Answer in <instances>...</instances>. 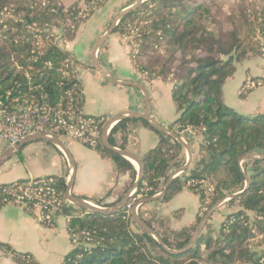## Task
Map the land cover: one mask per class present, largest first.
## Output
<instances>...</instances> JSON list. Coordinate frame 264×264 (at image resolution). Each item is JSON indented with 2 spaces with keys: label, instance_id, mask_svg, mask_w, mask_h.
Here are the masks:
<instances>
[{
  "label": "trees",
  "instance_id": "16d2710c",
  "mask_svg": "<svg viewBox=\"0 0 264 264\" xmlns=\"http://www.w3.org/2000/svg\"><path fill=\"white\" fill-rule=\"evenodd\" d=\"M94 1L86 0V4ZM99 1L100 11L110 0ZM232 1L227 8L224 0H147L114 30L126 39L134 65L146 80L160 78L173 84L172 98L179 116L169 129L182 127L202 136L195 167L173 178L161 198V202H169L183 189L197 194L200 209L195 222L174 229L170 217L145 215L146 204L141 205L139 215L160 236L162 244L127 212L128 204L165 189L172 170L184 166V145L143 118L122 120L109 134L113 147L127 149L125 143L117 141V134L123 133L126 141L141 126L157 133L158 144L142 157L144 176L136 194L120 211L103 214L74 204L62 206L59 216L68 218L74 241L63 264H262L264 159L239 160L253 152L264 155V113L249 117L237 112L226 103L224 86L235 75L238 63L264 55V0ZM66 8L63 0H0V97L5 99L9 92L10 99L34 95L40 103L57 105L61 99L67 101L63 96L73 88L75 103L83 109L81 79L63 73L65 61L74 55L62 48L59 39L73 40L88 18L83 21L79 17L80 2L69 6L68 11ZM245 95L242 92L240 97ZM94 149L115 163L118 174L129 175V186L135 183L137 171L130 160L108 148L102 137ZM245 175L251 181L247 189ZM191 178H213L214 193L207 194L200 185L188 186ZM36 179L50 181L63 193V200L66 198L64 176ZM28 183V178H22L0 184V200L7 197L8 190ZM235 193L239 194L228 205L236 209L228 212L219 226L213 223L214 213L195 244L179 252L188 245L207 212ZM4 206L1 204L0 209ZM182 213L180 209L172 216L179 218ZM0 248L19 264H38L31 254L15 251L6 243L0 242Z\"/></svg>",
  "mask_w": 264,
  "mask_h": 264
},
{
  "label": "crops",
  "instance_id": "0c3cea01",
  "mask_svg": "<svg viewBox=\"0 0 264 264\" xmlns=\"http://www.w3.org/2000/svg\"><path fill=\"white\" fill-rule=\"evenodd\" d=\"M109 23L110 20L104 9L100 10L79 26L73 40L63 43V48L71 52L80 65L79 78L83 85L84 95L83 111L90 115L106 116L110 119L123 113H145L149 106L151 118L169 129V125L179 116L172 98L173 84L160 78L146 80L144 75L135 67L131 57V47L120 33L114 32L109 36L98 50L97 60L117 81H131L142 85L147 90L150 104H148L142 89L116 83L95 66V47L99 39L108 30ZM251 59L238 63L240 66L247 62L244 70L246 74L248 73V61ZM259 59H264V57ZM255 69L258 68L255 67ZM238 70L239 67H237L235 75L224 86L226 103L237 112L249 117L263 114L264 94L256 95V92L264 90V84L252 89L247 94L245 93L243 98L231 97L230 88L236 87L238 84L234 83ZM257 76L264 77L262 75ZM245 77L243 83L250 79L249 75ZM171 131L178 133L177 129ZM179 133L185 137L191 148L192 161L186 170L189 172L195 167L198 160L202 136L191 135L186 130ZM124 140L123 133L117 134V141L120 144L125 143L126 150L142 159L148 151L157 146L159 138L154 130L141 126L131 132L126 141ZM29 143L26 145L36 146L38 144L36 146L37 155H42L40 161L34 165L27 164L26 157L21 156L23 146L0 166V184L12 183L22 178L48 175L64 176L68 180L72 172L69 161L70 155L75 163V181L72 193L87 199L100 208L116 205L121 201L117 202L118 198L123 194V199L134 185L129 186V175L117 173L115 163L111 159L102 157L96 149L89 148L77 141L67 140L64 142L69 155L61 147L46 141L38 140ZM9 147V142L0 138V155ZM182 158L185 166L190 161L186 147H184ZM131 162L138 177L139 165L134 161ZM176 171L177 169H173L171 175ZM180 175L182 173L177 174V177ZM109 191L111 193L107 196ZM100 199L102 202L96 204ZM180 209L183 210V213L179 218H174L173 212ZM199 209L198 195L188 189H183L169 202L163 203L160 198L147 203L144 214L152 213L170 217L172 228L181 229L195 222ZM227 213H216L213 217V223L219 226ZM0 242L8 244L15 251L31 254L38 264H63L65 256L74 247L66 216L60 215L55 219L53 226H45L36 219L34 214L15 205H6L0 209ZM0 264L19 263L13 259L10 253L0 248Z\"/></svg>",
  "mask_w": 264,
  "mask_h": 264
},
{
  "label": "built area",
  "instance_id": "2783aa9c",
  "mask_svg": "<svg viewBox=\"0 0 264 264\" xmlns=\"http://www.w3.org/2000/svg\"><path fill=\"white\" fill-rule=\"evenodd\" d=\"M69 7L66 8L68 11ZM86 12L82 9L79 17ZM72 29L75 25L69 20ZM61 32L58 33L60 38ZM63 48L65 40L59 39ZM42 46V42H39ZM65 49V48H63ZM66 50V49H65ZM79 62L76 57H70L65 61L63 73L66 77H79ZM250 83V82H248ZM254 86V84H253ZM251 87L248 85L247 88ZM0 97V138L9 142L10 146L17 145L28 136L36 133H51L70 141H77L89 148H95L102 137L103 129L107 121L106 116H94L87 114L75 103L74 89H68L57 105L40 103L34 96L16 95L11 99L9 96ZM191 135H194L190 130ZM111 130L109 131L110 134ZM181 174V173H180ZM27 185H20L17 189L7 191V197L0 200V205H15L32 211L36 219L45 226H53V220L61 213L62 206L73 203L64 198L63 193L58 192L50 181L28 178ZM200 185L206 189L207 194L215 191L213 178H191L189 185ZM138 197H141L139 195ZM139 203L127 205V212L133 214V209L139 212ZM56 217V218H55ZM74 244V241H72ZM264 264V258L262 259Z\"/></svg>",
  "mask_w": 264,
  "mask_h": 264
},
{
  "label": "water",
  "instance_id": "95a60500",
  "mask_svg": "<svg viewBox=\"0 0 264 264\" xmlns=\"http://www.w3.org/2000/svg\"><path fill=\"white\" fill-rule=\"evenodd\" d=\"M145 1L147 0H137L135 1L134 4H132L131 6L123 9L122 11H120L118 13V15L114 18L111 26L109 27V29L106 31V33L99 39V41L97 42V45L95 47V66L100 69L102 71V73H104L110 80L116 82V83H121L123 85H129V86H133V87H137L139 89H142L146 95V99L148 104H150V99L149 96L147 94V90L140 84L135 83V82H131V81H117L114 76L107 71L97 60V52L100 49V47H102V45L106 42V40L109 38V36L114 32V30L116 29L117 25L119 24V22L125 18L131 11L137 9L140 5H142ZM131 118H143L146 121H148L151 126L153 128H155L156 130H159L167 135H170L171 137H173L174 139L180 141L184 147L187 148L188 153H189V158L190 161H188V163H186L185 166H183L182 168L177 169L176 173H173L169 180L168 183L165 186V189L155 195L152 196L150 198L144 199L140 202L141 205H145L147 203L156 201L160 198H162L165 193L167 192V189L169 187V184L171 182V180L175 177H177V174L180 173H184L188 167L189 164L192 161V152H191V148L189 146V144L186 142L185 137L182 136L179 132H183L184 129L182 127H180L178 129V133L177 132H173L171 130H169L168 128L164 127L163 125L157 123L154 119L151 118L150 116V107L148 106V110L145 113H136V112H130V113H123L120 114L116 117L110 118L107 123L104 126L103 129V133H102V139H103V143L110 149H112L113 151L119 153L120 155H122L123 157L127 158L128 160L131 161H135L138 165H139V174L137 177L136 182L134 183V185L132 186L131 190L125 195V197L118 202L116 205H114L113 207H109V208H100L98 206H96L95 204L91 203L90 201H88L87 199H84L82 197H79L75 194L72 193V187L75 181V163L73 161L72 156L69 155V151L65 145V143L56 135L51 134V133H36V134H32L30 136H28L25 140L21 141L20 143H18L17 145L14 146H10L2 155H0V166L3 165L5 162H7L13 155H15V153H17V151H19L23 146H25L27 143L32 142V141H46L49 143H52L58 147H61L62 149L65 150V152L69 155V161H70V166L72 167V172L69 176V179L67 180V186H68V190H67V194L66 197L68 198L69 201H71L74 205L84 208L86 210L89 211H94V212H100L103 214H112V213H116L118 211H120L129 201L130 198H132L139 187L140 181L142 180L143 176H144V167L142 164V160L137 157L136 155H134L132 152L126 150V149H122L119 147H113L110 143H109V131L113 128V126L115 124H117L118 122L122 121V120H126V119H131ZM249 159H264V155L259 154V153H249L243 157L240 158V163L244 162L245 160H249ZM246 176V188H249L251 185V181L249 179V177L247 175ZM239 193H235V194H231V195H227L226 197H224L222 200L218 201L205 215V217L203 218V220L199 223V225L196 228V231L194 232L191 240L189 241L188 245L180 250L179 252H183L189 248H191L195 242L197 241V239L200 237L203 228L205 226V224L210 220V218L212 217V215L215 213L216 209L220 206L223 205L226 201L231 200L233 198H235ZM133 216L135 221L137 222V224L142 227L143 229H145L146 231L150 232L151 234H153L159 241L160 243L164 244L162 239L160 238L159 235H157V233L140 217V215L138 214V212L136 211V209H133ZM175 252V251H172Z\"/></svg>",
  "mask_w": 264,
  "mask_h": 264
},
{
  "label": "rangeland",
  "instance_id": "374dc122",
  "mask_svg": "<svg viewBox=\"0 0 264 264\" xmlns=\"http://www.w3.org/2000/svg\"><path fill=\"white\" fill-rule=\"evenodd\" d=\"M97 1H99V0H97ZM97 1H94V2H92L90 4H88V5L86 4L87 3L86 0H63V3L65 5V7H69L71 5H74L76 2H80L81 8L82 9H86V12H84V14L82 16H80V17L83 18V21H85L93 13L97 14L99 12V7H101L100 6L101 5L100 2H102V1H99L98 3H97ZM135 1H137V0H110L108 2V4H106V6L104 7V11L108 15V18L110 20V23L108 25V29L111 26V24H112L111 22H113L114 18L118 15V13L120 11L123 10L122 8H124L125 6H127L129 4H131V5L134 4ZM224 3L227 6V8H229V7H231L233 5V1L232 0H224ZM92 10H94V12L91 14ZM56 32L59 33L60 31L58 29H56ZM263 51H264V49H263ZM263 57H264V55L261 56V57H258V58H255V57L252 56V59H254V60L251 59V60L248 61V65L249 66L247 68V70H248L247 74L244 71L246 66H247V62H245L244 64H242L240 66L239 65L237 66V67H239V70H238V73L235 76L234 83H238V84H237L236 87H231L230 88L229 92H230L231 97L240 99V94L242 92L247 94L252 89H255L256 87H259V86L264 84V81H262V80L260 81V78H264V77L257 76V75L264 76V59H259V58H263ZM255 67H257L258 69H255ZM248 75L250 76V79H248L246 81V84L244 85V83H243L244 79L243 78L245 76H248ZM248 82H250V83H248ZM253 84H254V86H253ZM258 84H260V85H258ZM248 85H251V87L247 88ZM240 90H241V92H240ZM258 91L256 92V95L264 94V90H262L260 92H258ZM107 118L109 119V117H107ZM61 140L64 141V142L67 141V139H65V137H63V136L61 137ZM29 144H32V143H29ZM37 145L38 144H36V146ZM36 146L35 145H31V146L26 145V146H24L22 148L21 156L24 155L26 157V163L27 164H33L34 165V164L38 163L40 161V157H42V155H40V154L37 155V147ZM29 152H31V153L29 154ZM229 201L230 200L226 201L223 205H220L216 209L215 214L216 213L220 214L222 212L227 213L229 211L235 210L236 206L229 207V205H228Z\"/></svg>",
  "mask_w": 264,
  "mask_h": 264
}]
</instances>
